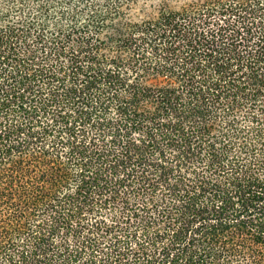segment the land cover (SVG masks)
Instances as JSON below:
<instances>
[{
  "label": "trees",
  "instance_id": "trees-1",
  "mask_svg": "<svg viewBox=\"0 0 264 264\" xmlns=\"http://www.w3.org/2000/svg\"><path fill=\"white\" fill-rule=\"evenodd\" d=\"M0 264H264V0H0Z\"/></svg>",
  "mask_w": 264,
  "mask_h": 264
}]
</instances>
